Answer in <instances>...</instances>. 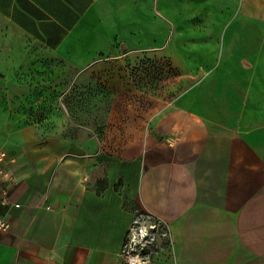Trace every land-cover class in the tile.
I'll return each mask as SVG.
<instances>
[{
	"label": "crops",
	"instance_id": "crops-1",
	"mask_svg": "<svg viewBox=\"0 0 264 264\" xmlns=\"http://www.w3.org/2000/svg\"><path fill=\"white\" fill-rule=\"evenodd\" d=\"M212 1L195 0V14ZM184 7L0 0V58L30 40L79 74L110 78L121 63L116 44L159 55L163 47L146 41L157 36L153 19L166 28ZM206 23L202 60L215 61L220 44L221 57L157 116L138 151L120 155L93 134L81 141L35 125L0 134V215L9 225L0 264H120L136 208L168 224L169 264H264V37L220 43Z\"/></svg>",
	"mask_w": 264,
	"mask_h": 264
},
{
	"label": "rangeland",
	"instance_id": "rangeland-1",
	"mask_svg": "<svg viewBox=\"0 0 264 264\" xmlns=\"http://www.w3.org/2000/svg\"><path fill=\"white\" fill-rule=\"evenodd\" d=\"M184 1L172 23L156 30L153 19L151 33L157 36L146 35L147 45L163 47L162 52L138 55L116 44L121 63L110 78L79 74L30 40L12 59L1 57L0 134L35 125L81 141L93 134L100 148L120 155L138 151L157 116L221 57L220 44L215 61L202 60L210 57L200 45L206 22H212L220 43L223 38L257 42L264 37V0H213L208 12L196 14L195 0ZM111 82L120 89L110 88ZM140 212L136 208L134 214ZM164 251L154 248L149 264H169L161 258Z\"/></svg>",
	"mask_w": 264,
	"mask_h": 264
},
{
	"label": "built area",
	"instance_id": "built-area-1",
	"mask_svg": "<svg viewBox=\"0 0 264 264\" xmlns=\"http://www.w3.org/2000/svg\"><path fill=\"white\" fill-rule=\"evenodd\" d=\"M6 154L0 151V163L6 162ZM6 173L0 169V180ZM9 225L0 215V233ZM172 244V235L163 219L145 211L133 215L120 250V264H149L150 252L156 247L167 250Z\"/></svg>",
	"mask_w": 264,
	"mask_h": 264
}]
</instances>
